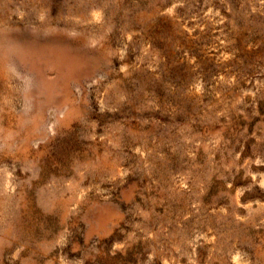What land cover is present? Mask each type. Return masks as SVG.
I'll list each match as a JSON object with an SVG mask.
<instances>
[{"label": "rangeland", "instance_id": "rangeland-1", "mask_svg": "<svg viewBox=\"0 0 264 264\" xmlns=\"http://www.w3.org/2000/svg\"><path fill=\"white\" fill-rule=\"evenodd\" d=\"M0 264H264V0H0Z\"/></svg>", "mask_w": 264, "mask_h": 264}]
</instances>
